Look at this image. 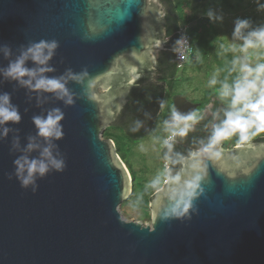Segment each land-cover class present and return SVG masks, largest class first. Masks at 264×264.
Returning a JSON list of instances; mask_svg holds the SVG:
<instances>
[{"label":"water","instance_id":"1","mask_svg":"<svg viewBox=\"0 0 264 264\" xmlns=\"http://www.w3.org/2000/svg\"><path fill=\"white\" fill-rule=\"evenodd\" d=\"M165 23L160 0H0V69L31 44L56 40L54 71L45 75L88 72L84 83L67 79L70 105L0 75V93L10 94L21 116L0 126L9 129L0 135V264H264V141L200 147L182 158L149 201L150 224L118 212L131 176L101 133L156 76L169 41ZM182 103V115L193 114L197 104L182 96L173 98V112ZM52 109L63 113L53 153L66 167L37 177L33 192L21 187L14 161L40 156L47 142L33 117ZM30 137L40 148L28 152ZM197 176L203 191L193 210L164 218L189 199Z\"/></svg>","mask_w":264,"mask_h":264},{"label":"clouds","instance_id":"2","mask_svg":"<svg viewBox=\"0 0 264 264\" xmlns=\"http://www.w3.org/2000/svg\"><path fill=\"white\" fill-rule=\"evenodd\" d=\"M129 2L131 3L133 0H129ZM256 3L259 10H264V2L262 0H256ZM207 15L213 19H223L222 15L214 14L212 10H209ZM232 37L233 39L243 40V44L241 45V50L243 51H246L248 48L262 47L264 46V25L253 27L251 20L237 18ZM58 46L59 43L56 40H41L33 43L23 50L14 61L10 62L6 68L0 69V75H3L6 79L16 80L21 86L54 93L59 99H63L65 104L70 105L73 103V98L66 87L67 79L84 83L85 78L88 77V72L85 70L82 73L76 74L69 69L65 76L59 78L46 76L45 73L54 71V68L48 62L54 56ZM9 54L10 50L5 47L4 55L7 56ZM28 60L33 61L36 67H27L26 62ZM242 71L245 73V76L243 77V81L237 82L235 86L233 107H235L242 93L247 98L252 95V91H257L256 84L248 80V75L252 71H255L257 73L256 79L260 80L261 74H264V64L257 65L254 70L245 65ZM215 83V80L210 81V84ZM90 84L91 81L89 80L88 86ZM245 112L248 113L246 116L243 114ZM226 117L222 124L214 129L212 139H227L239 133L241 140H247L249 135H255L258 132L264 131V88L258 90V99L254 103H245L243 108L235 112H227ZM20 119L21 116L18 108L11 103L10 94L0 93V126L5 125L9 121L18 123ZM62 119L63 113L59 109L50 110L46 116L36 115L33 117V123L38 130V135L43 137L47 143L41 149L38 158L30 159L27 155H22L14 161L17 166L16 175L20 180L21 187L28 188L31 185L32 191L35 192L38 187L36 185L37 177L43 178L53 169L58 172L64 171L66 167L65 161L62 158H57L53 153V148L55 147L53 141L63 136L62 125L60 123ZM172 119L174 121L183 120L185 122H192L191 124L185 123L184 127L178 131H173V136H185L197 120L191 113L182 115L178 112H173ZM250 129H255V131L250 132ZM8 131L9 129L4 127L0 135H7ZM29 140L30 142L27 145L26 151L30 152L33 149L40 148L39 144L32 142L34 138L30 137ZM164 144L171 149L172 145L167 140L164 141ZM14 146H18V141ZM201 179L202 177L197 176L198 182L189 199L186 202L174 203L171 207H168L163 213L164 218H182L189 215L190 210H193L195 197L200 191H203L200 185Z\"/></svg>","mask_w":264,"mask_h":264},{"label":"rangeland","instance_id":"3","mask_svg":"<svg viewBox=\"0 0 264 264\" xmlns=\"http://www.w3.org/2000/svg\"><path fill=\"white\" fill-rule=\"evenodd\" d=\"M188 1L189 6L185 9L188 17L195 13L200 23L205 22V20H214L216 31L215 42L207 44L201 54L196 53L194 59H191L190 65L177 70L173 78L159 82L164 89V103L160 113L154 117L151 123L140 125V131L145 134L142 139L138 140L133 138V140L130 139L124 143L128 164L135 176V198L127 201L123 206L120 204L118 207V212L124 221L141 222L144 225L150 224V219H145L146 217H150L151 213L149 203L147 206L148 209L144 206V201L146 200L144 192L156 185L157 189L155 190L154 188L148 197L149 202L154 193L164 186L169 176L167 172L168 163L161 158V150L164 141L167 140L169 142L173 138V131H178L176 127L171 128L165 123V114L171 112L172 100L175 95L182 96L188 101L202 103L204 101L205 91L215 90L213 93H216V85L210 84V81L216 80L220 76L217 62L214 61L216 56H219V58L223 56L222 58H225V60L229 59L232 62L235 75L234 81L236 82L243 81L245 73L242 71V68L245 65L254 70L257 65L264 64V46L248 48L246 51H243L241 50L243 40L233 39L232 37L237 18L243 19L248 16H253L259 20L260 25H264V10L258 9L256 0H244L237 7L234 5L236 0L231 1L227 5L222 3V0ZM200 4H205L204 8L206 10H212L214 14L222 15L223 19H213L207 13L199 11ZM256 77L257 73L255 71H252L248 75V80L256 84L257 91H252V95L247 98H245L243 93L241 94L239 99L242 102L241 108L244 107L245 103H251L252 96H258V90L264 88V83H262L264 81V74H261L260 80H257ZM225 88L223 86L221 90L224 91ZM219 93L217 92V96L222 97ZM218 97L211 96L207 102L218 101ZM243 114L246 116L248 113L245 112ZM252 131H255V129H250V132ZM102 133L101 138H103ZM260 133L249 135L248 139ZM235 139L244 141L239 138V133H237L227 139L221 138V142L223 145L229 147Z\"/></svg>","mask_w":264,"mask_h":264},{"label":"trees","instance_id":"4","mask_svg":"<svg viewBox=\"0 0 264 264\" xmlns=\"http://www.w3.org/2000/svg\"><path fill=\"white\" fill-rule=\"evenodd\" d=\"M165 7V29L167 36L175 38L177 40V32L182 24H186L188 28V33L190 36L191 43L193 45L194 54L200 53L202 48H205L207 44L215 42L216 31L214 26V20H205V22L200 23L198 17L195 15H190L188 17L186 7L189 6L188 0H160ZM231 1L235 0H222L225 5L230 4ZM234 4L237 7L244 0H236ZM205 4L199 5V11L208 13V10L204 8ZM243 19H249L252 21V26H260L259 20L253 16H248ZM235 26V25H234ZM193 54V55H194ZM228 54V53H227ZM175 53L171 47L166 46V49L161 51L157 60V73L159 74L160 80H167L173 78L177 72L176 64L174 61ZM215 57V62L219 68L220 76L215 80L217 92L222 95V97L217 96V92L213 93L215 90H207L204 94V101L206 103L211 96L218 97L220 102L226 108V113L229 111L235 112L242 107L241 100H238L235 107H233V97L235 95L236 81H234L235 75L233 72L232 62L223 56ZM190 58L184 64V68L190 65ZM194 59V58H193ZM227 86L224 91L222 87ZM251 103H254L258 96H252ZM256 97V98H255ZM227 102V103H226ZM229 102V103H228ZM164 103V89L162 85L155 83H147L143 85L126 103L121 112L119 113L117 119L112 125L106 127L102 132V137L104 139H110L113 141L115 146V151L119 158L123 161L126 168L128 169L131 176V193L129 197L121 202V206L127 203V201L133 200L134 197V187H135V176L131 171V167L128 164L126 153L124 150V143L126 141L135 138L142 139L145 134L139 129V124L145 123L149 124L153 121L157 112L161 109ZM250 141H264V131L256 135L251 139L244 141H239L235 139L232 145L246 144ZM172 145H175L172 143ZM180 147V146H179ZM181 148V147H180ZM163 160L166 159L165 150L161 151ZM157 189L156 185L150 187L144 192L146 200L144 201V206L148 209V197L153 192V189ZM154 190V191H155ZM150 201V200H149ZM146 209V210H147ZM150 210V209H149ZM145 219H150L146 217Z\"/></svg>","mask_w":264,"mask_h":264},{"label":"flooded vegetation","instance_id":"5","mask_svg":"<svg viewBox=\"0 0 264 264\" xmlns=\"http://www.w3.org/2000/svg\"><path fill=\"white\" fill-rule=\"evenodd\" d=\"M168 46L173 49L175 52L176 47V39L173 37H169ZM161 80L159 79V74L157 73L154 79L149 83H155L159 84ZM176 96V95H175ZM219 99V98H218ZM187 100V99H186ZM188 101V100H187ZM190 103L197 104V107L193 111V115L195 114V117L197 118L196 123L192 126V128L187 132L185 136H173V138L169 141V143L172 145L174 143L175 145H172L171 149H169L165 144L162 146V150H165V155L168 163L167 172L169 173H175L180 165V162L182 158L187 157L191 154L193 150L199 149L200 147H205L207 149H215L218 146H222L225 148L232 147L234 145H230L229 147L223 145L220 139H212L213 131L217 126H220L222 122L227 118L226 117V108L223 106V104L218 101L214 102H193L189 101ZM182 104L178 105V110L180 114L182 113ZM161 109L157 112L156 115L160 113ZM174 111V105L172 100V110L170 113L165 114V123L169 125V119L171 118V121H174L171 117ZM170 117V118H169ZM185 123L191 124V121H187ZM178 125L176 128L179 130L183 128V125ZM144 124V123H141ZM139 124L138 126L140 127ZM181 148H180V147ZM161 158H163L161 154Z\"/></svg>","mask_w":264,"mask_h":264},{"label":"built area","instance_id":"6","mask_svg":"<svg viewBox=\"0 0 264 264\" xmlns=\"http://www.w3.org/2000/svg\"><path fill=\"white\" fill-rule=\"evenodd\" d=\"M174 61L176 69H183L184 64L193 54V45L190 40L188 28L186 24L180 25L177 32V41L175 47Z\"/></svg>","mask_w":264,"mask_h":264},{"label":"crops","instance_id":"7","mask_svg":"<svg viewBox=\"0 0 264 264\" xmlns=\"http://www.w3.org/2000/svg\"><path fill=\"white\" fill-rule=\"evenodd\" d=\"M204 49H205V48H202V50L200 51V54L203 52ZM193 54H194V51H193ZM193 54H192V56H191L192 59L196 56L195 54H194V55H193Z\"/></svg>","mask_w":264,"mask_h":264}]
</instances>
